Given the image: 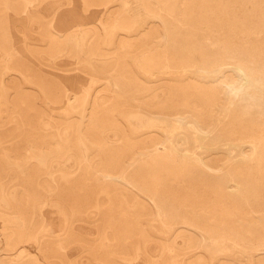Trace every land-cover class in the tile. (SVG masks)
<instances>
[{"label":"rangeland","instance_id":"rangeland-1","mask_svg":"<svg viewBox=\"0 0 264 264\" xmlns=\"http://www.w3.org/2000/svg\"><path fill=\"white\" fill-rule=\"evenodd\" d=\"M16 263L264 264V0H0Z\"/></svg>","mask_w":264,"mask_h":264},{"label":"clouds","instance_id":"clouds-1","mask_svg":"<svg viewBox=\"0 0 264 264\" xmlns=\"http://www.w3.org/2000/svg\"><path fill=\"white\" fill-rule=\"evenodd\" d=\"M236 73L240 78V87L237 89L233 99H239L243 95H250L253 91V88L259 85V81H253L248 74V71L245 67L240 66L235 69Z\"/></svg>","mask_w":264,"mask_h":264},{"label":"bare ground","instance_id":"bare-ground-1","mask_svg":"<svg viewBox=\"0 0 264 264\" xmlns=\"http://www.w3.org/2000/svg\"><path fill=\"white\" fill-rule=\"evenodd\" d=\"M8 1V0H7ZM184 2V1H183ZM185 4V3H184ZM4 5V4H3ZM17 5V4H16ZM19 7V6H18ZM6 9V8H5ZM20 9V8H19ZM5 11V10H4ZM5 13H6V11H5ZM19 13V12H18ZM17 13V14H18ZM3 14V13H2ZM8 15V14H7ZM2 16V15H1ZM216 18V17H215ZM202 19V18H201ZM168 20V19H167ZM216 35V34H215ZM48 36H49V33H48ZM56 40V39H55ZM203 43V42H202ZM237 43V42H236ZM210 45V44H209ZM23 46V45H22ZM53 47V46H52ZM24 48V47H23ZM258 48V47H257ZM55 49V48H54ZM60 49V48H59ZM208 49V48H207ZM248 49H250V48H248ZM253 49V48H252ZM206 50V49H205ZM214 50V49H213ZM250 51H252V50H250ZM249 55V54H248ZM158 73V72H157ZM114 80V79H113ZM189 81V80H188ZM187 82V81H186ZM116 84V83H115ZM184 86V85H183ZM193 87V86H192ZM186 88H189V87H186ZM191 88V87H190ZM211 88V87H210ZM208 90H209V88H208ZM215 90V89H214ZM14 91V90H13ZM27 92V91H26ZM15 94V93H14ZM19 94V93H18ZM17 94V95H18ZM217 94V93H216ZM29 95H30V93H29ZM12 97V96H11ZM230 98V97H229ZM21 99V98H20ZM23 99V98H22ZM24 101H27V100H24ZM16 102V101H15ZM23 102V101H22ZM69 103V102H68ZM219 103V102H218ZM12 104V103H11ZM27 104V103H26ZM70 104V103H69ZM14 105V104H13ZM27 107V106H26ZM18 108V107H17ZM35 108V107H34ZM4 109V108H3ZM23 110V109H22ZM37 110V109H36ZM39 110V109H38ZM32 111V110H31ZM30 111V112H31ZM23 112V111H22ZM29 112V113H30ZM36 112V111H35ZM3 113V112H2ZM12 113V112H11ZM4 114V113H3ZM37 115V114H36ZM30 116V115H29ZM7 120V119H6ZM24 120H25V118H24ZM51 120V119H50ZM56 121V120H55ZM26 122V121H25ZM29 122V121H28ZM33 122V121H32ZM77 124V123H76ZM28 125V124H27ZM64 126V125H63ZM27 127V126H26ZM33 127V126H32ZM8 131V130H7ZM33 131V130H32ZM36 131V130H35ZM34 131V132H35ZM37 131H38V129H37ZM190 131V130H189ZM27 132V131H26ZM84 132V131H83ZM227 132V131H226ZM220 134V133H219ZM38 135H40V134H38ZM37 135V136H38ZM187 137V136H186ZM2 138V137H1ZM76 138V137H75ZM192 139H194V138H192ZM34 140V139H33ZM181 141V140H180ZM32 142V141H31ZM25 143V142H24ZM34 143V142H33ZM32 144V143H31ZM95 144V143H94ZM56 145H58V144H56ZM13 152V151H12ZM62 152V151H61ZM96 152H98V151H96ZM95 152V153H96ZM196 152V151H195ZM97 156V155H96ZM15 160V159H14ZM229 164V163H228ZM224 166V165H223ZM31 167V166H30ZM205 167V166H204ZM38 169V168H37ZM8 171V170H7ZM6 172V171H5ZM26 172H27V170H26ZM103 174V173H102ZM30 176V175H29ZM106 179V178H105ZM9 181V180H8ZM112 182V181H111ZM24 187V186H23ZM30 191V190H29ZM23 192V191H22ZM27 194V193H26ZM33 195V194H32ZM24 201V200H23ZM26 204V203H25ZM15 208V207H14ZM22 212H23V210H22ZM25 212V211H24ZM27 213V212H26ZM29 213V212H28ZM12 215V214H11ZM17 215V214H16ZM22 215V214H21ZM20 214L17 216V218H16V222H17V227L19 228V229H24V231H25V229H26V222H25V217L23 218L22 216H21ZM25 215H27V214H25ZM159 216V215H158ZM28 217H26V219H27ZM35 220V219H34ZM26 221H28V220H26ZM29 221H30V218H29ZM36 221V220H35ZM34 222V221H33ZM36 223V222H35ZM35 223H34V225H35ZM31 224H32V222H31ZM29 226H30V224H29ZM28 228V227H27ZM32 227H30V229H31ZM16 231H17V229H16ZM21 231H23V230H21ZM20 231V232H21ZM26 231H28V230H26ZM30 232V231H29ZM17 234H18V232H17ZM20 234V233H19ZM22 234V233H21ZM70 234V233H69ZM40 235V234H39ZM67 235V234H66ZM9 236V235H8ZM21 236V235H20ZM27 236V235H26ZM26 236H25V238H26ZM19 237V236H18ZM17 237V238H18ZM22 237V236H21ZM40 237H41V235H40ZM67 237V236H66ZM72 238V237H71ZM71 238H68V240L69 239H71ZM39 239V238H38ZM65 239V238H64ZM64 239H62L63 240V243H64ZM67 239V238H66ZM66 239H65V241H66ZM67 240V241H68ZM70 241V240H69ZM68 241V242H69ZM60 242V241H59ZM60 243H62V242H60ZM62 243V244H63ZM66 243V242H65ZM12 244V243H11ZM38 244V243H37ZM68 244V243H67ZM64 245H66V244H64ZM96 245V244H95ZM62 247V246H61ZM53 250V249H52ZM51 250V251H52ZM63 250V249H62ZM41 251V250H40ZM55 252V251H54ZM22 253H23V251H22ZM21 254V253H20ZM26 254H27V252H26ZM25 254V255H26ZM96 254V253H95ZM24 255V254H23ZM22 255V256H23ZM24 255V256H25ZM21 256V257H22ZM20 257V258H21ZM22 259V258H21ZM23 261V260H22ZM30 261V260H29ZM36 261V260H35ZM7 263V262H6ZM29 263V262H28ZM33 263V262H32ZM240 263V262H239ZM17 264V263H16ZM73 264V263H72Z\"/></svg>","mask_w":264,"mask_h":264}]
</instances>
